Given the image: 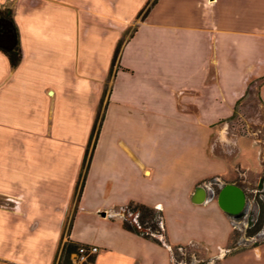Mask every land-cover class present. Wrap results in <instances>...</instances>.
I'll return each mask as SVG.
<instances>
[{
	"label": "crops",
	"instance_id": "crops-1",
	"mask_svg": "<svg viewBox=\"0 0 264 264\" xmlns=\"http://www.w3.org/2000/svg\"><path fill=\"white\" fill-rule=\"evenodd\" d=\"M147 1L112 0L124 25ZM107 9L105 0H21L15 10L19 66L0 52V264H53L67 240L97 246L95 264H169L168 247L123 229L127 204L191 203L198 183L225 172L212 137L230 142L218 122L264 79V0H157L121 50L74 202L111 61ZM257 95L264 107V80ZM195 206L230 238L214 202Z\"/></svg>",
	"mask_w": 264,
	"mask_h": 264
},
{
	"label": "rangeland",
	"instance_id": "rangeland-1",
	"mask_svg": "<svg viewBox=\"0 0 264 264\" xmlns=\"http://www.w3.org/2000/svg\"><path fill=\"white\" fill-rule=\"evenodd\" d=\"M153 1L150 0V6ZM30 2L33 5H43L44 0ZM19 3L21 0H6L0 10H10L14 20ZM105 4L110 9L105 11L104 17L107 26L104 32L107 63L108 58L112 61V53L117 44L121 43L122 50L124 44L134 35L147 12L144 10L140 15H135L124 25L126 17L116 13L112 0H105ZM87 19L88 23L92 22L91 15ZM112 25L122 29L108 30V26ZM117 63L118 60L114 63L111 75L108 76L109 72L106 75L104 103ZM253 80L255 83L250 93H246L238 101L233 118L217 124V129L223 130L230 142L225 145L218 142L217 136L212 137V152L227 163L223 176L207 178L197 184L207 189L208 196L211 197L205 204L214 202L217 206V195L223 186H239L246 194V209L237 216H228L221 210L230 227L229 238L225 222L210 212L201 210L202 206H195L187 201L164 202L162 210L172 243L169 247V264H264V107L257 95L258 86L264 79ZM218 108L219 112L224 113L229 105L223 104ZM175 246L181 247L173 248ZM167 251L168 249L163 248V253ZM124 257L125 254L116 253L112 259L120 261Z\"/></svg>",
	"mask_w": 264,
	"mask_h": 264
},
{
	"label": "trees",
	"instance_id": "trees-1",
	"mask_svg": "<svg viewBox=\"0 0 264 264\" xmlns=\"http://www.w3.org/2000/svg\"><path fill=\"white\" fill-rule=\"evenodd\" d=\"M156 1L157 0H154L150 6V0H148L145 5L140 9L138 15H140L141 12H143L144 10H146V12L148 13L152 6L156 3ZM120 44L121 43L119 42L114 50L108 76L111 75L115 61L119 59L121 53ZM0 52H2L7 58L9 65L12 69H15L19 66L22 59L19 34L18 29L12 18V13L8 9L0 10ZM252 87L253 84L251 83L248 86L246 93L249 94ZM104 94L105 91L98 106V110L90 132L87 148L84 154L79 178L75 186L73 197L75 203H77L81 197L87 172L90 167L91 158L104 120L105 110L107 106V103L104 104ZM237 103L234 107V112L232 116L228 119L233 118V116L235 115ZM122 227L128 232L133 233L146 240H150L160 246L169 248L170 244H172L167 236V229L164 223L163 212L158 209L148 207L144 204L137 203L134 201H131L127 204L125 208V216L122 221ZM79 246L81 245L71 242L69 240L65 241L63 244L62 242H60L58 251L56 253V258L54 259L53 264H71V255L76 253ZM180 247L181 246H175L173 248Z\"/></svg>",
	"mask_w": 264,
	"mask_h": 264
},
{
	"label": "water",
	"instance_id": "water-1",
	"mask_svg": "<svg viewBox=\"0 0 264 264\" xmlns=\"http://www.w3.org/2000/svg\"><path fill=\"white\" fill-rule=\"evenodd\" d=\"M210 199L207 189L202 186H197L190 197L191 203L195 205L205 204ZM217 204L228 216L240 215L246 209V194L239 186L226 184L217 195Z\"/></svg>",
	"mask_w": 264,
	"mask_h": 264
},
{
	"label": "built area",
	"instance_id": "built-area-1",
	"mask_svg": "<svg viewBox=\"0 0 264 264\" xmlns=\"http://www.w3.org/2000/svg\"><path fill=\"white\" fill-rule=\"evenodd\" d=\"M99 248L94 245H81L72 254L71 264H95Z\"/></svg>",
	"mask_w": 264,
	"mask_h": 264
}]
</instances>
